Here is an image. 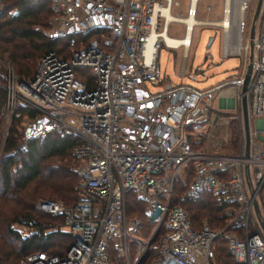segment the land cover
<instances>
[{
    "label": "built area",
    "instance_id": "obj_1",
    "mask_svg": "<svg viewBox=\"0 0 264 264\" xmlns=\"http://www.w3.org/2000/svg\"><path fill=\"white\" fill-rule=\"evenodd\" d=\"M47 1L51 28L44 34L67 37L69 50L42 52L26 79L3 66L1 128L5 135L21 104L34 111L22 115L21 144L53 130L77 137L71 147L78 159L72 203L49 198L34 203L39 212L60 218L72 242L60 254L27 252L18 264H113L114 255L126 264H220L213 257L217 237L234 264H264V0L251 36L256 0H219L214 19L197 18L198 0H187L184 12L175 15L181 21L165 15L174 0ZM170 21L182 23L180 36L187 42L165 40ZM203 24L218 28L219 54L237 56L236 71L209 87L164 83L149 90L146 82L161 85L164 78L156 62L159 46L181 47L182 72L193 28ZM85 35L74 44L76 36ZM249 47L250 69L241 91ZM79 70L88 73L80 78ZM227 88L232 90L225 93ZM220 109L234 111L219 117ZM218 118L225 128L236 120L233 150L220 147L226 133L204 148L198 144L201 128ZM179 176H187L182 197L208 192L224 204L222 226L192 227L186 209L172 202ZM129 192L144 200L153 221L144 238L136 235L138 218L125 208Z\"/></svg>",
    "mask_w": 264,
    "mask_h": 264
},
{
    "label": "trees",
    "instance_id": "obj_2",
    "mask_svg": "<svg viewBox=\"0 0 264 264\" xmlns=\"http://www.w3.org/2000/svg\"><path fill=\"white\" fill-rule=\"evenodd\" d=\"M1 5L0 52L6 54L20 78L31 76L34 59L42 52L52 49L60 55L67 54L70 47L67 37L48 38L44 34L51 28L47 0H1ZM75 39L74 44L78 36ZM85 73L88 72L79 70L77 75L81 78ZM3 99L4 93L0 88V107ZM16 112L0 144V264H18L24 254L34 250L60 254L72 242L70 234L58 228L60 218L39 212L34 202L39 198H49L66 205L72 203V185L76 180L74 168L78 159L72 155L71 147L77 137L70 132L53 130L43 137L29 139L24 147H20L18 119L24 113L33 116L34 111L19 104ZM186 178L181 180L179 176L175 180L172 202L181 206L185 203L191 210L188 212L183 206L193 228L199 227L200 224L194 226V223L203 218V214L210 227L222 226L225 206L217 203L212 194L203 192L195 198H180ZM136 202L135 198L133 205ZM211 222L214 226L210 225ZM14 223L28 228V233L20 235L12 225ZM213 257L220 264H234L224 241L218 237L213 240Z\"/></svg>",
    "mask_w": 264,
    "mask_h": 264
},
{
    "label": "rangeland",
    "instance_id": "obj_3",
    "mask_svg": "<svg viewBox=\"0 0 264 264\" xmlns=\"http://www.w3.org/2000/svg\"><path fill=\"white\" fill-rule=\"evenodd\" d=\"M174 1H176V4L171 8V13L174 15L182 14L184 12L187 0H174ZM205 5H208L210 7L209 11H205L204 8ZM218 15H219V0H198L196 6L197 18L214 19L217 18ZM181 32H182V23L178 21H170L169 29L167 33L171 36L181 37L180 36ZM208 36H212V38L209 44L205 46ZM87 37L88 35H85L83 37L78 36L77 41L85 40V38ZM219 41H220V32L218 28L207 24L195 25L191 36L190 47H188L186 50L182 72H180L183 62L181 56V52H182L181 47L178 46L176 48H168L163 44H161L157 50L156 62L158 64L162 77H164L163 82L161 85L146 82L145 83L146 87L149 90H157L164 83H169L170 85L187 84L195 88H203L219 83L221 80L225 79L227 76L234 73L239 63L237 56H227V57L220 56ZM206 54L210 56V58L205 57ZM35 59H34V67L36 63ZM6 64L14 71L16 75H18L15 72L13 65L6 58V54L0 52V85L3 84V80H2L3 66H5ZM86 72H88V70H86ZM210 106L213 108L217 106L216 98L212 99ZM228 110L220 109V111H217L216 113L220 117L222 116L221 115L222 112L234 111L233 109H228ZM1 119L2 118L0 116V144L2 143V137L6 129L4 128L5 126H2L3 127L2 130ZM18 120H19L18 129L20 131L19 126L21 123L25 122V118L24 116H21ZM220 133L221 134L226 133V145L225 143L220 144L221 149L233 150L237 138V123L235 119H231L228 122V125H226V128L220 122L219 118L217 119V122H213L212 125H209L206 128H201V133L198 137V144L202 148H204L208 146L213 136L218 135ZM24 145L25 143L23 144L20 143V147H24ZM182 178L183 177H181V180ZM135 197H136L135 192H129V194L126 196L127 204H125V208L127 212L134 214L133 216H136L138 218L139 226L136 229V235L144 238L147 236L153 221L150 218V215L148 213V208L144 203V200L138 198L136 199L137 200L136 205H133ZM180 198L182 199L184 197L180 196ZM130 201L131 203H128ZM183 201H187V200H183ZM9 204L12 205L14 203L9 202ZM183 206L187 209L185 203L183 204ZM189 211L191 210H188V212ZM201 213H203V210H201ZM54 223H55L54 225H57V222ZM203 223L209 226V222L206 219V215L204 214H203V218L195 221L194 226H197V224L202 225ZM12 225H14L13 227H15V229L18 230L20 235H26L28 233V228L22 227L15 223ZM210 225L214 226V222H211ZM58 228L62 230L61 225H59ZM145 261L146 260H144L141 264H145ZM119 263L126 264V261L122 259V257L114 255L113 264H119Z\"/></svg>",
    "mask_w": 264,
    "mask_h": 264
},
{
    "label": "water",
    "instance_id": "obj_4",
    "mask_svg": "<svg viewBox=\"0 0 264 264\" xmlns=\"http://www.w3.org/2000/svg\"><path fill=\"white\" fill-rule=\"evenodd\" d=\"M258 4H259V0H256L255 8H254L253 15H252V20H251L250 27H249V35L250 36L252 34L253 21H254L255 15H256ZM211 38H212L211 36H208L205 46H207L209 44V41L211 40ZM249 69H250V47H249V53L247 56V62L245 65L244 76H243L242 84L240 87L241 91L244 90L245 83H246L248 73H249ZM240 105H241V117H242V124H243V133H244L245 141H246L247 133H246L245 98H244L243 94L241 96ZM246 148L247 147L245 146V151H246Z\"/></svg>",
    "mask_w": 264,
    "mask_h": 264
},
{
    "label": "bare ground",
    "instance_id": "obj_5",
    "mask_svg": "<svg viewBox=\"0 0 264 264\" xmlns=\"http://www.w3.org/2000/svg\"><path fill=\"white\" fill-rule=\"evenodd\" d=\"M165 15H166L167 17H169V20H178V21H181V19H177V18H175V15L172 14L170 11H169V12H165ZM164 38H165V40H166L168 43L178 41L179 39H180V40L183 39V37L171 36V35H168L167 33L164 34ZM183 40H184L185 42H187L188 39H187V37H184ZM231 90H232L231 88H227V89L225 90V93H226V92H230Z\"/></svg>",
    "mask_w": 264,
    "mask_h": 264
},
{
    "label": "crops",
    "instance_id": "obj_6",
    "mask_svg": "<svg viewBox=\"0 0 264 264\" xmlns=\"http://www.w3.org/2000/svg\"><path fill=\"white\" fill-rule=\"evenodd\" d=\"M210 42V41H209ZM228 77V76H227ZM222 81V80H221ZM214 85V84H213Z\"/></svg>",
    "mask_w": 264,
    "mask_h": 264
}]
</instances>
